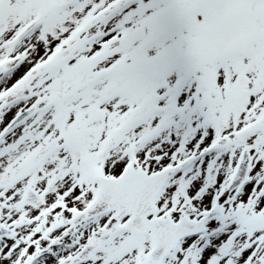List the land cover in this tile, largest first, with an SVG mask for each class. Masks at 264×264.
<instances>
[{
	"label": "snow or ice",
	"instance_id": "snow-or-ice-1",
	"mask_svg": "<svg viewBox=\"0 0 264 264\" xmlns=\"http://www.w3.org/2000/svg\"><path fill=\"white\" fill-rule=\"evenodd\" d=\"M0 264H264V0H0Z\"/></svg>",
	"mask_w": 264,
	"mask_h": 264
}]
</instances>
